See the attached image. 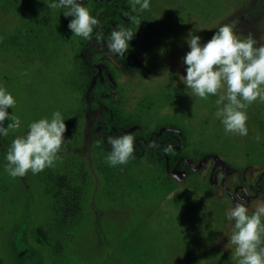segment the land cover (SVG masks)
<instances>
[{
    "label": "rangeland",
    "instance_id": "rangeland-1",
    "mask_svg": "<svg viewBox=\"0 0 264 264\" xmlns=\"http://www.w3.org/2000/svg\"><path fill=\"white\" fill-rule=\"evenodd\" d=\"M52 2L0 0V86L16 101L9 115L21 122L0 135V264H238L227 214L244 201L234 187L249 194L248 185L264 177V102L247 107L246 136L226 133L216 116L223 90L201 99L180 77L189 32L203 45L235 22L238 36L251 34L256 47L264 45V0H150L149 10L133 11L141 21L131 26L133 61L101 47L88 56L114 70L125 116L149 127L172 125L193 166L199 154L212 153L187 174L166 173L144 157L107 163L108 142L93 132L99 111L86 107L78 89V39L47 7ZM127 3L133 10L134 0ZM56 111L66 143L50 168L63 185L46 186V168L12 178L5 167L13 139ZM261 203L264 190L245 206L251 214Z\"/></svg>",
    "mask_w": 264,
    "mask_h": 264
},
{
    "label": "clouds",
    "instance_id": "clouds-1",
    "mask_svg": "<svg viewBox=\"0 0 264 264\" xmlns=\"http://www.w3.org/2000/svg\"><path fill=\"white\" fill-rule=\"evenodd\" d=\"M141 12L149 10L150 0H134ZM50 9L66 8L65 17H73L68 28L74 36L85 40L92 38L99 20L78 0H58L47 5ZM131 21L140 25L137 16ZM136 33V31H135ZM135 33L131 29L118 28L111 32L106 47L116 56H124L129 41ZM104 40L103 33H96V41ZM190 49L182 58L186 76L180 77L183 84L201 99L218 96L216 116L220 118L226 133L246 136L247 107L260 100L264 102V45L256 47L257 41L249 34L241 38L235 32V22L220 26L211 39L201 44V38L189 32L186 41ZM146 82V81H145ZM14 97L0 86V135L7 136L20 126L18 117L9 115L15 107ZM11 121L4 126V122ZM67 126L60 111L52 113L51 119L41 118L28 125L27 134L13 139L6 154L5 171L12 178L24 177L29 171L34 175L47 167H53L66 143ZM135 138L131 133L109 137L111 151L106 157L110 166L124 165L134 158ZM70 142V141H68ZM155 147V144L150 145ZM171 151V145L165 152ZM234 221L230 243L238 264H264V203L258 204L249 214L244 201L233 206L227 214Z\"/></svg>",
    "mask_w": 264,
    "mask_h": 264
},
{
    "label": "trees",
    "instance_id": "trees-1",
    "mask_svg": "<svg viewBox=\"0 0 264 264\" xmlns=\"http://www.w3.org/2000/svg\"><path fill=\"white\" fill-rule=\"evenodd\" d=\"M55 2H58V0H55ZM78 2L87 7L91 15L99 20V26L94 29L91 39L85 40L75 36L78 41L74 53L78 89L82 94V100L85 101V105L89 110L99 111V115L93 124L94 135L98 136L102 145H105L104 142L109 137L131 133L135 138L134 158L144 157L149 159L162 171H166L167 168L172 169L175 166L180 172L190 171L182 159L186 158L184 139L177 136L171 129L172 125L162 124L149 127L139 120L125 116L119 107L116 97L118 95V87L114 70L106 62L89 60L90 52L97 47L103 48L104 52L117 60H134V37L129 41V49L124 56H116L106 47L113 30L118 28L131 29L133 22L130 17L134 16V12L128 5L127 0H78ZM67 10L66 8L56 9V18L62 21L66 27L73 19V17H65L63 15ZM97 32L103 33L104 40L102 42L96 41ZM178 142L180 147L176 149ZM152 144H155V147L150 146ZM169 145H171V151L165 152V148ZM108 149L111 151L109 144ZM209 154H202L199 159ZM43 173L44 175L41 179L46 186L54 185L59 188L63 185V182L57 174L51 171L50 167H47ZM38 234L41 235L39 231Z\"/></svg>",
    "mask_w": 264,
    "mask_h": 264
},
{
    "label": "flooded vegetation",
    "instance_id": "flooded-vegetation-1",
    "mask_svg": "<svg viewBox=\"0 0 264 264\" xmlns=\"http://www.w3.org/2000/svg\"><path fill=\"white\" fill-rule=\"evenodd\" d=\"M129 62V61H128ZM173 128V127H172ZM171 128V129H172ZM178 136V135H177ZM98 137V136H97ZM179 147H180V143L178 142V144L176 145V149H179ZM205 154V153H204ZM200 155H202V154H199V156ZM212 155V153H210L209 155H205L204 156V158H202V159H199L198 161V163L196 164V166H193V165H191V163H190V161L187 159V157L186 158H182L184 161H185V163L187 164V166H188V168L190 169V171H182V172H180V171H178V169H177V167L175 166V167H173L172 169H166V171H164V172H166V173H173L174 171H177L178 173H180V174H187V173H191V172H193V170H197L198 168H199V166H200V164L202 163V161L203 160H207V158L209 157V156H211ZM186 156V155H185ZM166 163H167V160H166ZM216 168H218L217 166H216ZM216 171V170H215ZM215 171H214V173H213V175H212V177H214L215 176ZM251 171V170H250ZM171 173V174H172ZM241 175V174H240ZM223 175L221 176V179H220V185L222 186V188H224L225 189V193L231 198V200L234 202V201H237L236 199V193L234 194V193H232V192H229V190L226 188V186H224L223 185ZM243 179V178H242ZM238 188L239 190H240V192H242L241 193V196L239 197V198H243V200H244V202H245V205L247 204V203H249V200L250 199H253V198H256V197H258L259 195H261L262 194V192H263V190H264V177L262 178V183H261V180H260V176L259 177H257V180H256V182L255 183H253V185H248V188H249V190H250V193L248 194V193H246V191L244 190V188H242V186H240V185H236L235 187H234V190H235V188ZM235 203V202H234Z\"/></svg>",
    "mask_w": 264,
    "mask_h": 264
}]
</instances>
